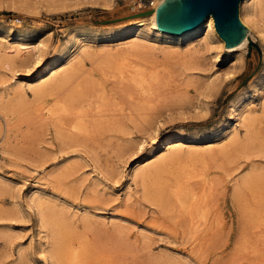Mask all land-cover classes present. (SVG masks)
Segmentation results:
<instances>
[{
	"label": "rangeland",
	"instance_id": "374dc122",
	"mask_svg": "<svg viewBox=\"0 0 264 264\" xmlns=\"http://www.w3.org/2000/svg\"><path fill=\"white\" fill-rule=\"evenodd\" d=\"M137 1L133 5L132 0H116L111 7H105L85 3L71 5L69 2L29 6L27 3L13 4L11 0H0V34L7 32L11 40L20 29L19 32L31 40L41 37L48 44L46 60L53 65L57 50L63 46L72 29L90 38L92 35L100 37L98 42H103L113 33L125 31L134 20L147 18L152 5H140L141 0ZM254 33L252 30L250 44L232 51L216 46L217 43L213 44V49L206 48L203 43L195 41L200 51L192 52L191 55L197 58L200 65L191 71L181 67L176 53L162 50L140 52L143 57L139 56L145 66L150 70V65L161 70L157 72L160 75L158 82L151 84L152 92H159L154 93L160 96L157 97L158 105H152L157 102L153 94L150 98L154 102L150 104L156 108H151L152 111L148 109V113L146 108H150V104L145 108V116L147 114L149 117L145 124L147 128L139 130L137 119H134L136 117L127 121L122 117L130 129L126 124V132L125 129H119L120 132L117 129L100 135L97 144L101 147H88L78 142L69 146L64 153V150H58L57 141L50 145L43 139H54L52 129H48V133L40 139L44 132L41 126L37 127V132L29 119L18 124L16 119L12 120L14 128L11 132L13 142L10 143V153L0 151V178L9 183V186L6 183L0 189V206L8 210L4 219L0 220V264H51V259L45 262L39 252L40 241L48 239L47 230H39L35 212L26 206L28 195L35 189L45 191V195L54 199L58 205H64L65 208L69 206L66 210L78 208L80 213H89L88 221L85 222L81 216H72L73 213L68 211L70 218L72 216L77 220L74 232L83 236L90 246L112 249L113 257H109L110 260L108 258L105 263L112 260L111 264H264V221L254 227L253 221L247 220L248 223H244L246 228L242 226V231L241 225H237V206L232 202L231 195L233 183L247 175L252 165L260 175H264V154L255 149L249 153L241 151L237 145H232L230 136L222 134V130L227 128V122L234 121L231 114L233 102L246 103L248 96L254 99L259 97L260 91L264 92V44ZM90 38V42H93ZM96 47L101 48L102 45L98 43ZM194 47L183 48L181 53H189L188 49ZM99 52L92 58H85V71L100 67L99 63L103 62L108 52ZM21 67L24 66H17L16 70L22 73L25 67ZM3 68L0 69V75L4 73L6 78L2 74L0 80L5 81V78L6 81H14L13 70ZM21 73L16 76L22 78ZM5 84L0 83V88ZM30 91L28 89L31 98ZM263 97L260 100L254 99L256 105L246 106V113L259 115ZM0 123L5 127L6 119L1 114ZM155 126L160 135L156 142L151 143ZM254 129L256 127L252 124H242L239 130L240 141L247 140ZM2 131L0 142L5 137ZM178 138L186 143L185 152L188 151L187 145L195 149L207 146L206 151L211 148L212 152L218 151L225 144L235 146L232 154L209 157L197 161L199 165L196 162L192 166L194 168L197 165L195 169L192 168L193 173L200 172L201 168L202 177L214 176L215 180H219L213 195L216 194L214 202L223 213L225 226L218 241L203 244L193 242L194 237L185 231V215L182 216L181 210L175 206H171V210H163L147 199L140 181L133 182L131 190L128 188L131 168L152 159L153 154L160 153L166 141ZM141 139L142 147L136 146ZM122 145L126 146L124 150ZM65 164L74 166L71 175L69 172H61ZM248 188L245 196L249 195V200L253 201V190ZM15 201L18 205H14ZM117 233L122 239L118 242L116 239L120 237L116 236ZM20 248H24V259L18 254Z\"/></svg>",
	"mask_w": 264,
	"mask_h": 264
},
{
	"label": "bare ground",
	"instance_id": "6f19581e",
	"mask_svg": "<svg viewBox=\"0 0 264 264\" xmlns=\"http://www.w3.org/2000/svg\"><path fill=\"white\" fill-rule=\"evenodd\" d=\"M11 1L13 4L27 3L29 6L32 4L46 6L48 2L64 4L69 2L71 5L85 3L105 7H111L116 2V0ZM134 1L136 2L137 0H132V3ZM161 1L141 0L140 5H152V9H149L150 12H148L149 16L134 20L125 31L113 33L106 37L103 42H98L100 37H93L92 35L90 38L87 35H80L77 29H72L68 37L65 38L63 46L57 50L53 65H50L46 60L48 44L41 37L38 40H31V38H27L23 33L19 32L20 29L16 31V36L11 40L7 32L4 31L0 34V69L3 67L11 68L15 79H13L14 81H10V79L6 81V75L1 72L3 77H5V81L0 80V83L6 82V84L0 88V114L6 119V128L0 123V132L3 130L2 134H5L4 139L0 142V151L4 154L10 153V143L13 142L11 132L14 128L11 124H13L12 120L14 119L18 121H16L17 124L22 123L24 120H31L37 132L39 131L37 127H42L44 132L41 134L40 139L48 133V129H52L54 131V139L47 140L45 137L43 139L50 145L57 141L56 143L59 144H57L58 150H64V153L69 146L78 142L84 143L88 147L98 146V137L109 130L125 129L124 131L126 132L128 128L130 129L128 127L130 125L126 123L128 127L126 128L122 117L126 118V120L124 118L125 121L136 117L134 119H137L138 123L135 122L140 127L135 123L137 130L138 128L139 130L144 129L149 118L147 114L145 116L146 111L148 113V109L151 110L153 108L152 105H158L157 103L159 102L157 97L160 98V96L156 95L159 92H152L151 84L158 82V76L160 78L158 73L161 70L158 71L159 68L155 69L152 65H150L151 70L145 66V62H142L140 58L143 51L162 50L170 54L176 53L181 67L185 70H190L198 68V65H200L197 58L194 59L192 56V52L200 51L199 47L195 45L196 43L194 44L195 41L199 44L203 43L206 48L211 47L210 49H213V44L217 43L218 45L215 44L216 46L232 51L250 44L252 41L250 35L252 30H254L264 44V0H240L239 16L247 24L248 32L239 44L229 47L224 46L223 39L214 28L213 18L210 14L195 27L181 33H172L158 28L155 22V12ZM89 38L93 42H90ZM98 43L102 45L101 48L96 47ZM193 45L195 47L192 50L191 48L188 49L189 53H181L183 48ZM99 51L108 52L105 55V60L103 59V62L99 63L100 67L98 69H87L85 71L86 67H83L85 65L84 60L94 57L100 53ZM167 55L169 54L167 53ZM216 57L218 58L217 53ZM17 66H24L25 70H22V73L21 70L18 72L16 70ZM7 68L3 69L6 70ZM12 70L9 69L11 72ZM18 73L23 74V77H17ZM33 74L37 75L33 76ZM28 89L32 90L30 91L32 93L31 98ZM153 94L156 96V99L153 98L155 99L154 101H157L155 102L156 104L151 103L153 100L151 101L152 98L150 97ZM263 96L264 92L260 91L259 97L254 99L260 100ZM248 97L246 103L235 104L233 102L231 114L234 117V121L227 122V128L222 130V134L230 136L232 145H237V149L248 153L255 149L256 152L263 155L264 99L261 100L262 104L260 103L261 113L257 115L250 112L246 113V109H248L246 106L256 105L252 96ZM148 103L152 104H150V108L147 105ZM16 123L15 125H17ZM242 124H252L256 127L250 137L243 142L240 141L239 135ZM153 131L154 135L151 143L156 142L157 136L160 135L156 126ZM116 136L118 135L116 134ZM110 141L108 142L110 143ZM120 144L123 143L121 142ZM127 144L124 145L130 147ZM137 145L142 147L143 139L138 140ZM122 146V149L126 147ZM185 146L186 143L180 138L166 141L160 153L153 154L152 159L145 163H137L131 168L128 173L130 176L128 188L131 190L133 182L140 181L147 199L159 205L163 210H171L173 206L178 208L179 211L181 210L182 216L183 214L185 215V218L183 217L185 219H183L184 223L186 221L185 231L194 237L193 242L198 241V243L203 244L204 242L218 241V236L222 233L221 231L225 226L223 213L218 207L216 208L217 204L214 202L216 194L213 195L219 180H215L214 176L206 177L203 175L204 177H202L200 174L201 168L199 169L200 172L196 171L197 173H193L194 171L192 170L197 165L194 168L192 166L197 161L207 160L209 157L215 158L227 155V153L232 154V149L235 146L229 147L225 144L218 148L216 152L210 151L211 148L206 151L207 146L195 149L189 145H187L188 151L186 150L187 152H185ZM53 156L55 157L54 154ZM65 166L61 167V172L64 174L69 172L70 174L74 166L71 167L68 164H65ZM258 174L257 168L252 165L251 171L242 178L237 179L233 183V189H231L232 202L237 206V225H241L240 229L242 228V231L246 228L244 226L245 222L253 221V223H250L254 224L253 226L255 227V225L259 226L264 221L262 216L264 210L262 209L261 212V208H264V175ZM6 183L9 186L8 181L0 178V189ZM247 188L253 190L254 194L252 195L254 196L251 199L255 201L249 200V195L245 196ZM44 192L36 189L31 191L28 195L26 206L35 212L39 230H47L48 239L45 242L40 241L39 246V252L45 262L51 259V264H104L109 257H113L112 253L114 252H112V249L90 246L83 236L74 232L73 228L76 227L77 220L72 216H81L86 222L88 221L89 213L88 215L85 212L80 213L78 208H73V211L66 210L69 206L65 208L64 205H58L53 201L54 199L47 197ZM15 202L14 205H18L17 201ZM213 207H215L214 210L212 209ZM68 211L73 213L71 218ZM6 212L8 210L0 206V220L4 219ZM14 212L17 213V211ZM240 229L238 230L240 231ZM118 231L120 232V230ZM113 232L115 233L116 231L114 230ZM116 236L120 237L118 233ZM119 239L121 237L116 239L117 242ZM119 247L120 249L122 248L120 245ZM120 253L122 254V252ZM18 254L20 258L24 259V248H20ZM123 254L125 255L124 252ZM111 262L108 261L105 264H111ZM19 263L17 262L16 264Z\"/></svg>",
	"mask_w": 264,
	"mask_h": 264
},
{
	"label": "water",
	"instance_id": "95a60500",
	"mask_svg": "<svg viewBox=\"0 0 264 264\" xmlns=\"http://www.w3.org/2000/svg\"><path fill=\"white\" fill-rule=\"evenodd\" d=\"M239 1L162 0L155 12V22L162 30L181 33L195 27L210 14L224 46H234L239 44L248 32V27L239 18Z\"/></svg>",
	"mask_w": 264,
	"mask_h": 264
}]
</instances>
